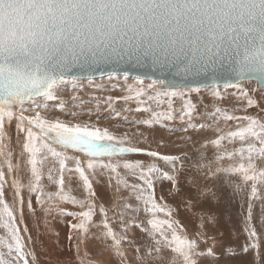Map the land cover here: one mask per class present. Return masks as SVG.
I'll list each match as a JSON object with an SVG mask.
<instances>
[{
	"label": "snow or ice",
	"instance_id": "6c2138e0",
	"mask_svg": "<svg viewBox=\"0 0 264 264\" xmlns=\"http://www.w3.org/2000/svg\"><path fill=\"white\" fill-rule=\"evenodd\" d=\"M124 66L148 68L159 73V77L152 78L147 89L135 90L134 96L115 99L135 98L145 105L135 111L150 112V118L142 121L147 126L166 127L162 121L178 119L181 130L187 132L189 128L199 131L215 124V131L221 134L202 145L217 149L214 160L199 153V160L192 165L193 171L184 176L187 153L161 155L132 144L126 133L118 136L97 123L49 119L42 115L50 107L65 111L66 105L58 95L61 85L71 83L76 89L77 81L85 78L91 84V74L106 68L111 69L108 72L111 80ZM85 73L87 76L81 75ZM123 76L127 80L128 72ZM136 79L143 84V77ZM245 81H254L256 87L251 92L264 100V0H0V158L7 166L6 171L0 168V229L4 230L0 236V264H37L35 251L30 247L32 237L25 224L22 185L17 178L20 165L14 164L13 151L5 150V126L14 119L18 144L21 143L19 133L25 134L18 158L30 166L27 208L35 215L32 204V194H35V201L45 214L56 209L77 221L70 224L72 233L68 240L73 241L80 264H85L80 256L81 245L92 238L105 244V250L111 251L117 264H129L125 245L134 247L136 255L132 264H163L165 252L173 254L170 264L200 261L219 264L222 259L250 251L254 257L264 259L260 252L261 234L252 224L251 202L245 218L246 241L239 246L227 243L223 232H209V226L215 227L217 223L216 214L204 205L215 202L217 193L214 186L200 182V177L207 181L216 180L221 174L239 176L244 185L250 184L251 196L257 197L258 185H264V170L258 169L254 160L264 159V118L236 116L219 106L199 113L198 103L191 98L196 93L199 106L207 109L199 97L202 89H207L214 101H222L232 88L235 91L230 95L246 101L243 110L257 107L264 113V107L243 87ZM221 82L224 91H221ZM127 91L133 92L131 85ZM145 96L157 105L167 103V110H152L141 99ZM174 98L182 101L178 111L173 106ZM72 99L75 101L77 97ZM50 101H59V104L50 105ZM112 102L113 97H108L109 108ZM29 110L32 114L25 115ZM67 114L77 115L76 112ZM197 116H205L211 123H193ZM124 119L131 122L127 117ZM221 119L247 121V125L222 134ZM181 139L191 140V137ZM236 139L247 143V147L236 152L219 151L222 141ZM69 151L75 154L69 155ZM133 154L158 158L169 170L155 163L145 165L140 160L113 161L115 157ZM49 155L58 164V179L52 169L47 174L48 181L57 186L55 192L44 190L41 183L44 173L38 167ZM237 155L241 161L238 164H223L225 159L231 160ZM121 167L138 182L130 183L123 178L117 171ZM6 174L12 177L14 207L5 200V189L9 186ZM66 174L69 181L78 174L81 182L78 187L84 192L82 199L72 194V188L66 190ZM98 175L107 177L115 194L127 190L136 203L120 196L123 203L114 204L110 218V209L96 203L93 180ZM162 181L170 185L169 196L180 198L175 209L164 202L163 196L157 198L156 185ZM236 190H240V185H236ZM45 203L50 206L44 208ZM60 204L77 206L80 211H68L60 208ZM181 206L197 221V231L192 237L175 219L174 213ZM141 212L149 217L146 222L137 218ZM158 214L166 218L160 219ZM96 215L101 217L99 222L93 219ZM113 223H118L119 230ZM91 227L102 231L99 235L91 233ZM133 228L145 234L143 245L129 236Z\"/></svg>",
	"mask_w": 264,
	"mask_h": 264
},
{
	"label": "rangeland",
	"instance_id": "374dc122",
	"mask_svg": "<svg viewBox=\"0 0 264 264\" xmlns=\"http://www.w3.org/2000/svg\"><path fill=\"white\" fill-rule=\"evenodd\" d=\"M83 80V81H82ZM81 81V83H80ZM79 84V87L76 89L72 88L71 83H68L66 85H61V91L58 93L61 100L64 101L66 108L64 112H61L58 107H50L47 110L42 111V115H45L49 119H54L59 117L62 120L65 121H73V122H94L97 123L100 127H107L110 131H112L116 135H124L125 133L129 137L132 144L138 145L139 147L149 149V151H157L161 155H181L182 153L188 154V159L190 157H194L196 161L199 160V153L203 152L205 153L208 160H214L215 154L217 153V149L208 146L207 148L202 147V145L208 141L212 140L214 138H217V136L221 133H217L215 131L216 125L213 124L211 128L202 129L199 131V133L196 134H187L189 131H193V129L189 128L187 132L181 130L182 129V123L181 121L174 120V121H162L161 123L166 125V127L160 126V124H153L152 126H147L142 123L144 119L150 118V112H143V111H135L138 107H144L145 105L140 104L135 98L129 101H124L123 99H115L117 97H124L127 95H133L134 91L143 87L147 89V85L151 83V80H145L143 79V84H139L136 77L128 76V79L125 80L123 75L117 74V76L113 79H109L108 76L100 77V78H92L91 84L89 83V80L81 79L77 81ZM246 83V84H245ZM249 83L252 86L251 89L256 87V84L254 81L243 82L244 88H249ZM252 83V84H251ZM248 84V85H247ZM131 85L133 88V92L129 93L127 91L128 86ZM99 86V87H98ZM158 87V86H157ZM221 91L223 90V86L221 85ZM251 89H249L250 95H253L254 98L258 101V104L260 107H264V100L260 98L258 94L252 93ZM78 90V92H77ZM235 89L229 88L227 92L225 93V98L222 101H214L210 92L207 89H202L201 93L199 94V97L203 98V103L207 105V109H205L202 106H199V98L197 97L196 93L191 94V98L194 102L198 103L197 112L199 113H205L206 111H212L214 107L219 106L222 109L227 108L229 111V114H233L236 116H244V115H252V116H259L261 118H264V113L259 111V108L253 107V108H247L246 111L243 110V106L246 104L245 100H237L235 96L230 95V93H233ZM79 95H78V94ZM73 96H76L77 99L74 101L72 99ZM113 97L112 107H108L107 98ZM147 105L151 106V109L154 111H165L167 110V103H162L157 105L156 102L148 101L147 97H142ZM161 100H166V98L161 97ZM262 101V102H260ZM50 105H58L59 101H50ZM182 101L179 98L173 99V106L178 111L181 108ZM31 111V110H30ZM28 111V113L25 115H31L32 112ZM30 112V113H29ZM68 112H76V117H72L68 115ZM119 112L120 115L116 116L115 113ZM125 117H127L128 121L131 122H125ZM240 121H228L225 122L222 119L219 121V127L222 129V134H227L230 131H233L236 125ZM245 124L247 125V121ZM193 123H211V121L205 117V116H197ZM239 127L235 128V130H238ZM191 137V140L193 139L197 143H192L190 140L187 139H181V137ZM207 138V139H206ZM154 145V147H153ZM247 147V143L241 142L238 139L233 140L232 142H229L228 140L222 141V146L219 151L221 152H236L239 148ZM70 152V151H69ZM75 154V153H74ZM50 156V155H49ZM124 156V157H115L113 159L114 162L116 160H128V161H136L140 160L145 165L155 163L158 167H160L163 170H169V166L164 163V161L158 159V158H152L146 155L141 154H133ZM146 156V157H145ZM51 158V157H50ZM49 159V158H48ZM45 160L43 162V166L38 165V167L41 168V171L43 170L44 175H47L49 172V169H52L54 172L52 174H55V177H58V173L55 172L56 169H58V164L54 162V159L51 160ZM188 159L184 160V166L185 170L183 175L186 176L187 174L191 173L193 171L192 165L194 161ZM48 161L50 162L48 165ZM256 161L258 163H256ZM189 162H192L191 165ZM240 161L239 155L233 157V159L228 160L225 159L223 161V164L227 166L228 164H238ZM243 162H246L243 161ZM261 162V163H260ZM54 163V164H53ZM69 163V162H68ZM254 163L256 164L258 169L264 170V159L256 158L254 160ZM56 164V165H55ZM261 166H260V165ZM55 168H54V167ZM215 164H213V168H215ZM263 166V167H262ZM69 167H72V163L70 162ZM189 170V172H187ZM118 172L120 175L129 180L130 183H136V181L127 170L120 168L118 169ZM31 175V173H30ZM43 175V176H44ZM58 175V176H57ZM222 175V174H221ZM68 177V176H67ZM91 179V176H90ZM99 181V183H97ZM200 182L202 184H209L212 183V180L205 181L203 177H200ZM93 188L96 191L97 194V201L96 203L99 205L100 203H103L105 207L109 208V217L111 218L113 216V211L111 210L114 206V204L117 203H123L119 199L120 196L123 197H129L128 201L129 203L135 204L134 198L130 197V194L127 190L122 191L120 194H114L112 188L109 187L108 180L106 176H97L93 180ZM169 183L167 181L157 182L156 185V194L157 198L159 199L160 196L164 197V202H167L170 206H172L174 209L180 202L179 197H172L169 196L167 193V189L169 188ZM183 186V185H182ZM250 187L249 185H246ZM105 187L107 189H105ZM251 188V187H250ZM44 190L46 192H55L57 190V186L53 184L52 186H44ZM108 190V191H107ZM108 192L107 194L105 193ZM77 195V198L82 199L84 197L83 189L81 188L80 191L74 192L73 195ZM110 194V195H109ZM35 194H32V198ZM117 196V201H115L113 198ZM27 199H28V193L26 196V206H27ZM35 201V199H34ZM110 203V204H109ZM163 203V202H162ZM47 203L44 204V208ZM60 208H64L68 211L77 212L80 211L79 207L73 206L71 204H64L59 205ZM184 210L181 206L178 210L175 211L174 216L175 219L179 220V222L183 223L185 226H188V222L183 221L180 214V211ZM185 211V210H184ZM39 214V220L35 223H32L36 229L40 228L43 224H48L49 226H53V228H56V233L51 238H45L40 240L41 238L36 237L38 234L37 232L35 235H32V249H34L36 257L39 259L37 254L40 257H43L44 259H50V261L57 262L59 259V255L67 257V261L69 260L70 263L68 264H80V261L77 259V256L74 257L75 248L72 247L73 241L68 240V236L70 234V224L76 223L77 221L73 219L70 216L61 215L60 212L56 209H53L50 213L48 212V216H45V212L43 211L41 205L39 204V207L36 211ZM160 219H165L166 217L163 216V214H158ZM139 220L145 221L149 218L148 216L144 215L143 212L140 213L139 217H137ZM94 221L99 222L101 217L99 215L94 216ZM47 221V223H45ZM115 229L119 230L118 223H113L112 225ZM137 233H139L138 237L140 236L142 238H145V234H143L139 229L133 228ZM91 233H95L97 235L100 234L102 231V228H96L91 227L90 228ZM134 231V232H135ZM190 231V230H189ZM186 231L189 237H192L193 235ZM58 233V235H57ZM183 234V233H180ZM133 235V232H129V236L131 237ZM34 239V240H33ZM137 242V241H136ZM110 243V241H109ZM138 244H144L139 243ZM74 249V250H72ZM68 250V251H67ZM128 250V251H127ZM73 254L69 252H73ZM85 252H87V256H85ZM125 252L129 260V264H132V260L135 257V251L133 246L125 245ZM251 252V251H250ZM262 255H264L263 252H261ZM169 255V256H168ZM173 254L169 253L163 254V264H170V257ZM80 256L84 259L85 264H88L89 261H98L100 264H117L116 260L112 258V254L110 250H105V244L97 240L95 238L88 239L83 245H81L80 250ZM247 260L249 262L245 264H255V261H259V264H264V259H260L259 257H254V254L251 258L247 255ZM58 263V262H57ZM66 263V262H63ZM198 264H207L205 261H200ZM219 264H235L231 259L228 260H221L219 261Z\"/></svg>",
	"mask_w": 264,
	"mask_h": 264
},
{
	"label": "bare ground",
	"instance_id": "6f19581e",
	"mask_svg": "<svg viewBox=\"0 0 264 264\" xmlns=\"http://www.w3.org/2000/svg\"><path fill=\"white\" fill-rule=\"evenodd\" d=\"M80 83H81V81H80ZM248 86H249L248 89H251L252 86L250 85V83ZM77 92H78V90H77ZM260 102H262V101H260ZM27 113L28 112H26V114ZM245 123L246 122H243V121L238 122V124L236 123L235 127L232 128V129H234L233 131H235V128H237V127L246 126ZM34 131H36V130L34 129ZM199 131L193 130V131H189V133L187 132V134H189V135L196 134V133H199ZM5 132H6V136H5L6 149L5 150L6 151L12 150L13 151V162H14V164L20 165L19 171L17 172V178L21 182L22 195L24 197V200H26V196L28 193L27 185L29 183V180L31 179L30 166L26 165V163L24 161L19 160L18 155H17L21 151L22 141H23L25 134L19 133V138L21 140V143L18 144L17 143L16 120L15 119L11 122V124L6 123ZM190 142L197 143L193 139L190 140ZM153 147H154V145H153ZM69 155H74V153H72L70 151ZM50 157L51 156H49L48 160H51V163H52L53 158H50ZM38 159H39V157H38ZM189 159L194 161L193 164H195L197 162L194 157H190ZM189 159H188V161H189ZM113 160H115V159H113ZM49 163L50 162L48 161V165H49ZM189 163L191 165L192 162H189ZM256 163H258V162L256 161ZM69 165H70V162H69ZM41 166H43V164ZM6 167L7 166H6V164H4L3 158H0V168H4L6 171ZM119 170H120V168H119ZM42 172H43V170H42ZM55 172H56V170H55ZM187 172H189V170ZM56 173H58V172H56ZM6 176H7V174H6ZM53 176L55 177V174ZM67 176L68 175L66 174L65 175L66 190L68 188H72L73 189L72 194H74V192L80 191L81 187H78V185L81 182L79 181L78 174L73 175L71 181H69ZM56 178L58 179L59 176ZM7 179L9 181V186H6V189H5V191H6L5 200L10 206L14 207L15 206L14 190L11 189V187H10V181H11L12 177L7 176ZM41 183L44 186H48V187L53 185L51 182L48 181L47 175L43 176ZM208 185L214 186V190L217 193V200L215 202L209 201V202H206L204 205L205 208L210 209L212 212H214L216 214L217 223H216L215 227L209 226V232L210 233L223 232L224 233V240L227 243H234L237 246L242 245L246 241V234L244 232L245 218L247 215L248 204H249V202H251L252 214H253L252 224L256 228L258 234H261L260 235V243H261L260 252L264 253V227H261V223L264 222V185H258L257 197L251 196V188L244 185L243 181L240 179L239 176H225L222 174L216 180H212V183H209ZM236 185H240V190H236ZM105 189H107V188L105 187ZM105 193L107 194L108 192L105 191ZM77 195H78V193L76 194V196ZM115 195H114L113 199L115 201H117V196L115 197ZM28 198H29V193H28ZM34 199H35V195L32 198V204H33V208L35 209V215H33L29 211V209L27 208L26 205H24L25 224L28 227L29 234L32 237V235H35V233L37 232L38 234L36 235V237L41 238L40 240L45 239V238H51L54 235V233H56V231L58 229L55 230L56 228H53V226H49L48 224H43L40 228H37V229L33 225H31L32 223H35L36 221L39 220V214L36 212L38 207H39V204H37L36 201H34ZM27 201H28V199H27ZM25 204H26V202H25ZM60 205L63 206L64 204H60ZM49 206L50 205L47 203L45 208H48ZM179 215L181 216L183 221H186L189 224L188 226H185L182 222L180 223L183 225L184 231L190 230L189 232L192 235H194L195 232L197 231V221L195 220V218L190 217L189 214L187 212H185L184 210L180 211ZM45 216H48V214H45ZM134 231L135 230L132 229L133 235L131 237H134L136 239V241L139 243L140 242L141 243L146 242V240H145V238H143V236H142V238L140 237L141 235L138 237L139 233H137L136 231L134 232ZM70 233H72V230H70ZM181 233H183V232H181ZM2 235H4V230L0 229V236H2ZM141 245H143V244H141ZM30 247L33 248L32 244L30 245ZM203 247H204V245L201 244V248H203ZM72 250H74V249H72ZM69 253L73 254L74 251L69 252ZM165 253L169 254L170 252H165ZM247 255L249 256V258H251L253 253L249 252L247 254L237 255L235 257H232V260L235 264H245V263L249 262L247 260ZM37 256L39 257V259L36 257L37 258V264H68V263H70L69 260L67 261V257L62 256V255H59V259L57 260L58 263L50 261L49 258L43 260V257H40L38 254H37ZM75 256H76V252L74 253V257ZM63 262H66V263H63ZM74 264H75V262H74Z\"/></svg>",
	"mask_w": 264,
	"mask_h": 264
},
{
	"label": "water",
	"instance_id": "95a60500",
	"mask_svg": "<svg viewBox=\"0 0 264 264\" xmlns=\"http://www.w3.org/2000/svg\"><path fill=\"white\" fill-rule=\"evenodd\" d=\"M111 71V69H104L103 72L101 71H96L91 74L92 78H100L104 76H108V72ZM127 71L128 76L131 77H143L145 80H151L152 78H158L159 73H153L150 69L148 68H141V67H129V66H124L121 67L120 69L117 70V74L123 75V73ZM84 76H87V74H81ZM221 85L223 86V82H221ZM220 85V86H221Z\"/></svg>",
	"mask_w": 264,
	"mask_h": 264
}]
</instances>
